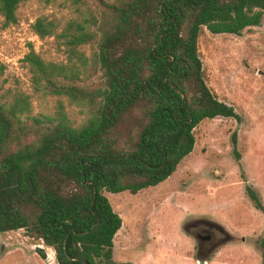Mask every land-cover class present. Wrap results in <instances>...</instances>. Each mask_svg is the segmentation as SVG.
<instances>
[{
    "label": "trees",
    "instance_id": "1",
    "mask_svg": "<svg viewBox=\"0 0 264 264\" xmlns=\"http://www.w3.org/2000/svg\"><path fill=\"white\" fill-rule=\"evenodd\" d=\"M22 1L0 0L5 24L16 23ZM62 1L77 15H41L31 28L64 45L67 61L33 48L24 61L36 93L80 104L86 117L75 124L58 110L27 125V96H0V234L24 229L55 250L58 264H132L113 259L122 219L103 192L158 185L192 152L202 120L239 118L205 82L198 37L203 28L240 35L259 26L264 0ZM31 184L22 197L17 190ZM245 191L264 212L253 188ZM261 246L264 257V239Z\"/></svg>",
    "mask_w": 264,
    "mask_h": 264
},
{
    "label": "rangeland",
    "instance_id": "2",
    "mask_svg": "<svg viewBox=\"0 0 264 264\" xmlns=\"http://www.w3.org/2000/svg\"><path fill=\"white\" fill-rule=\"evenodd\" d=\"M75 8L62 0L49 5L24 0L16 10V23L5 24L0 14V96L8 102L18 93L27 96V125L33 124V116L55 115L58 110L75 124L86 117L80 104L36 93L24 61L31 48L46 60L67 61L65 46L53 38L41 40L31 23L41 15L74 17ZM197 46L205 82L239 118L202 120L193 129L192 152L158 185L135 194L103 192L122 219L114 236L115 261L138 259L153 250L157 264H200L198 260L206 258L204 264H264V212L245 191L250 185L264 207V15L259 26L240 35L212 34L203 28ZM81 50L89 56L92 48L85 45ZM199 216L217 221L233 235L207 257L196 254V240L185 231L187 221ZM39 245L45 258L35 251ZM52 250L26 236L24 229L0 234V264H49L47 253Z\"/></svg>",
    "mask_w": 264,
    "mask_h": 264
},
{
    "label": "flooded vegetation",
    "instance_id": "3",
    "mask_svg": "<svg viewBox=\"0 0 264 264\" xmlns=\"http://www.w3.org/2000/svg\"><path fill=\"white\" fill-rule=\"evenodd\" d=\"M185 231L196 240V254L205 257L212 255L220 246L233 239V235L226 232L217 221L205 216L189 219L185 224Z\"/></svg>",
    "mask_w": 264,
    "mask_h": 264
},
{
    "label": "crops",
    "instance_id": "4",
    "mask_svg": "<svg viewBox=\"0 0 264 264\" xmlns=\"http://www.w3.org/2000/svg\"><path fill=\"white\" fill-rule=\"evenodd\" d=\"M154 251H149L147 250L146 253L141 254V257L138 259L134 260H124V261H129L132 264H157L156 258L153 253Z\"/></svg>",
    "mask_w": 264,
    "mask_h": 264
},
{
    "label": "water",
    "instance_id": "5",
    "mask_svg": "<svg viewBox=\"0 0 264 264\" xmlns=\"http://www.w3.org/2000/svg\"><path fill=\"white\" fill-rule=\"evenodd\" d=\"M32 190H33V185L31 184L30 187H29V189L27 191H25V192H20L19 190H17V191H18V193L22 197L28 198V196L32 193ZM39 248L41 249V245H39ZM47 257H49L52 260V262H51L52 264H58L57 259H56V252H55V250L49 251L47 253ZM198 262L200 264H204L205 263V261L203 259H199ZM51 263L49 262V264H51ZM81 264H85V262L82 261Z\"/></svg>",
    "mask_w": 264,
    "mask_h": 264
}]
</instances>
